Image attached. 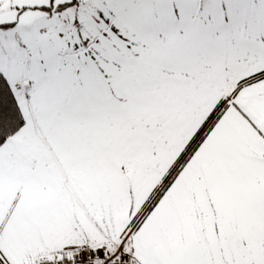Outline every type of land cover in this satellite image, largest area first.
<instances>
[{
    "label": "snow or ice",
    "instance_id": "obj_1",
    "mask_svg": "<svg viewBox=\"0 0 264 264\" xmlns=\"http://www.w3.org/2000/svg\"><path fill=\"white\" fill-rule=\"evenodd\" d=\"M0 264H264V0H0Z\"/></svg>",
    "mask_w": 264,
    "mask_h": 264
}]
</instances>
